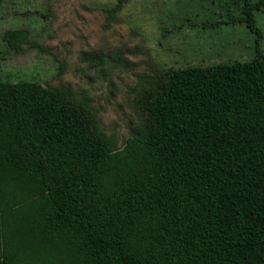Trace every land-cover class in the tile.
Here are the masks:
<instances>
[{
  "label": "trees",
  "instance_id": "trees-1",
  "mask_svg": "<svg viewBox=\"0 0 264 264\" xmlns=\"http://www.w3.org/2000/svg\"><path fill=\"white\" fill-rule=\"evenodd\" d=\"M138 105L119 146L66 88L0 70V264H264V52L168 69Z\"/></svg>",
  "mask_w": 264,
  "mask_h": 264
},
{
  "label": "rangeland",
  "instance_id": "rangeland-1",
  "mask_svg": "<svg viewBox=\"0 0 264 264\" xmlns=\"http://www.w3.org/2000/svg\"><path fill=\"white\" fill-rule=\"evenodd\" d=\"M242 1L129 0L110 12L118 0H0V70L66 88L123 146L144 123V88L168 69L264 52V6L252 30L239 18ZM12 28L30 32L19 52L4 40Z\"/></svg>",
  "mask_w": 264,
  "mask_h": 264
}]
</instances>
